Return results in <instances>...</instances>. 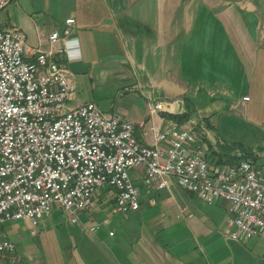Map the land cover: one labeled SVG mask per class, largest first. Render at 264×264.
I'll return each instance as SVG.
<instances>
[{
	"label": "crops",
	"instance_id": "obj_1",
	"mask_svg": "<svg viewBox=\"0 0 264 264\" xmlns=\"http://www.w3.org/2000/svg\"><path fill=\"white\" fill-rule=\"evenodd\" d=\"M69 18L74 24L64 38ZM31 27L22 34L32 48L46 47L49 34L59 32V47L69 51L58 60L75 89V72L90 71L101 88L140 90L146 100L162 103L142 120L122 117L136 125L141 144L150 143L152 129L172 123L162 113L183 114L186 99L217 109L226 92L244 85L243 106L264 103V0H53L48 17ZM130 178L140 193L139 211L117 213L112 196L97 191L93 208L50 245L51 260L31 264H264V238H228L225 205L204 213L174 179L156 189L142 183L141 170H131ZM51 211L36 226L46 224ZM114 214L119 221L110 219ZM92 224L95 232L87 229ZM1 225L0 237L15 251L0 262L24 264L22 247L13 241L19 235Z\"/></svg>",
	"mask_w": 264,
	"mask_h": 264
},
{
	"label": "built area",
	"instance_id": "obj_2",
	"mask_svg": "<svg viewBox=\"0 0 264 264\" xmlns=\"http://www.w3.org/2000/svg\"><path fill=\"white\" fill-rule=\"evenodd\" d=\"M8 1L0 0V10ZM64 24L67 38L74 20ZM60 38L53 31L46 47L32 48L22 32L0 29V225L36 226L54 205L76 224L99 190L112 191L115 212H137L140 193L130 171L141 170L146 186L167 189L174 179L206 204L225 205L228 238H264V166L252 159L213 163L196 136L174 122L152 129L150 143L141 144L133 122L94 103L66 108L73 85L58 60L69 51L59 47ZM162 109L152 103L151 112ZM14 251L13 242L0 237V256Z\"/></svg>",
	"mask_w": 264,
	"mask_h": 264
},
{
	"label": "rangeland",
	"instance_id": "obj_3",
	"mask_svg": "<svg viewBox=\"0 0 264 264\" xmlns=\"http://www.w3.org/2000/svg\"><path fill=\"white\" fill-rule=\"evenodd\" d=\"M52 5L53 0H12L0 10V27L6 30L16 29L25 34L31 32V26L44 19L46 15L48 17ZM75 77L78 83L76 89L73 86L66 108L94 103L105 114L120 118L128 116L132 120H142L151 111L152 102L146 100L148 98L145 97L146 95L144 97L143 94L140 95L142 93L140 90L123 87L101 88V79L90 71L86 73L80 70L75 72ZM253 89L254 87L252 92ZM247 91L248 87L244 85L229 90L225 93V98L221 100L219 99L221 96L218 98V101L220 100L224 105L217 109L211 107L209 102L203 104L195 102L194 112L181 126L189 129L196 136L202 148L207 151V156L212 155L217 159L220 157L223 161L230 162L245 159L248 155L247 158H253L256 165L264 166V103L254 99L252 104L243 106L241 98ZM99 191L103 192V190ZM104 192L112 196V191L104 190ZM188 196L193 199L196 209L201 212L218 206L208 205L191 194ZM68 217L67 213L53 209L47 223L42 227L35 226L33 229H28L20 221L6 222L1 226L12 229L11 234L19 235L13 241L22 247L19 255L24 264L36 261L44 263L45 260L52 258L50 245L55 244L56 240L75 226L68 221ZM120 218L119 214L110 216L112 221H119Z\"/></svg>",
	"mask_w": 264,
	"mask_h": 264
},
{
	"label": "trees",
	"instance_id": "obj_4",
	"mask_svg": "<svg viewBox=\"0 0 264 264\" xmlns=\"http://www.w3.org/2000/svg\"><path fill=\"white\" fill-rule=\"evenodd\" d=\"M194 105L192 104V102H190L188 99L185 100V112L181 115H171V114H168V113H162V116L168 120H171L172 122L178 124V125H182L184 123H186L191 114L194 112ZM193 110V111H192ZM248 155H246V158L245 159H248L247 158ZM252 158V157H251ZM253 159V158H252ZM213 163H216V164H219V163H224L225 161H223L220 157L219 159H216V160H213L211 159ZM241 160V159H239ZM237 160V161H239ZM237 161H230V162H225V163H234V162H237Z\"/></svg>",
	"mask_w": 264,
	"mask_h": 264
},
{
	"label": "water",
	"instance_id": "obj_5",
	"mask_svg": "<svg viewBox=\"0 0 264 264\" xmlns=\"http://www.w3.org/2000/svg\"><path fill=\"white\" fill-rule=\"evenodd\" d=\"M168 114H171V115H177V114H175V112H174L173 109H170V110L168 111ZM263 147H264V145H263Z\"/></svg>",
	"mask_w": 264,
	"mask_h": 264
}]
</instances>
